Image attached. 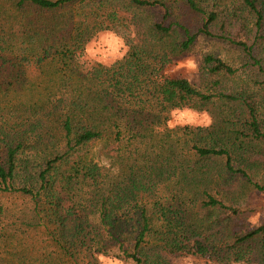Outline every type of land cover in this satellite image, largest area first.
<instances>
[{"label":"trees","instance_id":"obj_1","mask_svg":"<svg viewBox=\"0 0 264 264\" xmlns=\"http://www.w3.org/2000/svg\"><path fill=\"white\" fill-rule=\"evenodd\" d=\"M102 31L128 50L86 67ZM200 43L216 49L198 86L163 74ZM185 107L211 123L169 129ZM0 194L27 199L74 264L113 248L125 264H264L249 203L264 196V0H0Z\"/></svg>","mask_w":264,"mask_h":264},{"label":"rangeland","instance_id":"obj_2","mask_svg":"<svg viewBox=\"0 0 264 264\" xmlns=\"http://www.w3.org/2000/svg\"><path fill=\"white\" fill-rule=\"evenodd\" d=\"M151 13L153 19H159L160 12L158 10ZM142 19L143 21L149 20V13L142 14ZM210 48L216 49V46L203 43L196 45L192 52L176 57L166 65L163 74L169 78H185L198 86L201 81L199 73L201 54L210 51ZM220 54L228 58L231 56L224 52H220ZM81 64L89 67L87 66L88 61ZM95 65L106 67L103 64L92 62L91 66ZM183 126L202 127L203 125ZM100 150V145H96L92 152L96 153L100 166L108 171L110 176H115L118 173L117 167L101 155ZM249 203L257 210V214L253 215L251 219V222H256L258 218L264 216V196L251 195ZM0 204L4 207V213L0 217V264H74L69 256L52 254V251H55V244L51 234L54 232L55 226L49 224L46 218L39 220L27 199L15 194H0ZM77 263L100 264L98 259L96 262L91 261L89 256L85 257L83 254L79 256ZM197 263L199 264L194 258H179L175 261V264Z\"/></svg>","mask_w":264,"mask_h":264},{"label":"clouds","instance_id":"obj_3","mask_svg":"<svg viewBox=\"0 0 264 264\" xmlns=\"http://www.w3.org/2000/svg\"><path fill=\"white\" fill-rule=\"evenodd\" d=\"M127 47L121 37L113 32L106 31L97 33L87 44L84 45L82 53H78L77 59L83 63L88 61L87 66L92 62L110 66L116 61L122 59L127 52ZM170 119L167 121V127L172 129L183 125H203L211 123V118L205 112H196L189 108H174L169 113ZM162 130V129H161ZM121 257L118 259L117 257ZM123 254L118 248H113L108 255H98L100 264H125L122 258ZM131 264V262H127Z\"/></svg>","mask_w":264,"mask_h":264}]
</instances>
